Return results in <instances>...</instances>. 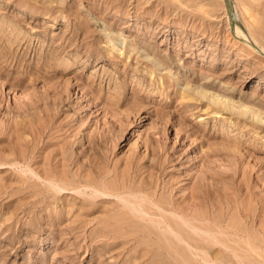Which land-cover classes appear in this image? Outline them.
Instances as JSON below:
<instances>
[{
    "label": "rangeland",
    "instance_id": "obj_1",
    "mask_svg": "<svg viewBox=\"0 0 264 264\" xmlns=\"http://www.w3.org/2000/svg\"><path fill=\"white\" fill-rule=\"evenodd\" d=\"M230 1L0 0V264H264V0Z\"/></svg>",
    "mask_w": 264,
    "mask_h": 264
},
{
    "label": "bare ground",
    "instance_id": "obj_2",
    "mask_svg": "<svg viewBox=\"0 0 264 264\" xmlns=\"http://www.w3.org/2000/svg\"><path fill=\"white\" fill-rule=\"evenodd\" d=\"M231 10H229V13H230V11H232V8H233V3H231ZM235 21H236V17H235ZM235 21H233V22H235ZM236 23V22H235ZM235 25V24H234ZM235 27V26H234ZM235 33L238 35V36H240V35H242V33H241V31L237 28V27H235ZM237 43V42H236ZM250 44V43H249ZM249 48L253 51V52H255V53H257V55L258 56H261L262 58L264 57V49L263 48H261V47H258V46H252V44H250V46H249Z\"/></svg>",
    "mask_w": 264,
    "mask_h": 264
},
{
    "label": "water",
    "instance_id": "obj_3",
    "mask_svg": "<svg viewBox=\"0 0 264 264\" xmlns=\"http://www.w3.org/2000/svg\"><path fill=\"white\" fill-rule=\"evenodd\" d=\"M231 1L230 0H226V5L228 7L229 10H231ZM230 17L232 19V21H235V16H234V13L232 11H230Z\"/></svg>",
    "mask_w": 264,
    "mask_h": 264
}]
</instances>
